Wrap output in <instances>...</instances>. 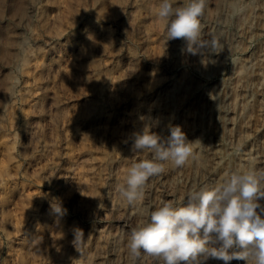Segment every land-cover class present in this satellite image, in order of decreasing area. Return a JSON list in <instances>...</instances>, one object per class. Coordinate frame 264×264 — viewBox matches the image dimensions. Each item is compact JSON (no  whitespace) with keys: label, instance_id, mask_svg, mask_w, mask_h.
<instances>
[{"label":"rangeland","instance_id":"obj_1","mask_svg":"<svg viewBox=\"0 0 264 264\" xmlns=\"http://www.w3.org/2000/svg\"><path fill=\"white\" fill-rule=\"evenodd\" d=\"M159 3L0 0V264H161L132 258L128 238L162 202L220 183L225 167L205 150L215 140L208 96L229 110L219 138L236 171L261 168L264 0H206L203 37L221 32L219 55L167 40ZM166 122L181 127L193 155L182 167L166 163L128 206L117 185L149 156L133 153L134 134L151 125L167 138Z\"/></svg>","mask_w":264,"mask_h":264},{"label":"clouds","instance_id":"obj_2","mask_svg":"<svg viewBox=\"0 0 264 264\" xmlns=\"http://www.w3.org/2000/svg\"><path fill=\"white\" fill-rule=\"evenodd\" d=\"M205 8L206 0H182L178 4L177 0H160L156 15L165 25L167 40H183L186 50L193 55L202 50L219 53V38L203 37L201 18ZM27 62L26 58L22 60L21 68ZM134 136L133 153L149 156L128 167L116 190L122 202L138 207L149 179L164 173L168 162L184 166L193 155V142L187 140L179 126L172 127L167 138L152 132L151 125H145L142 133ZM261 199L264 169L233 171L212 187L189 191L186 200L164 201L148 212L147 219L131 230L129 254L136 259L144 253L161 264H200V258L221 260L224 264L232 260L264 264ZM52 208L57 214L65 211L58 203ZM82 242L83 232L77 229L74 245ZM216 243L220 246H210Z\"/></svg>","mask_w":264,"mask_h":264},{"label":"bare ground","instance_id":"obj_3","mask_svg":"<svg viewBox=\"0 0 264 264\" xmlns=\"http://www.w3.org/2000/svg\"><path fill=\"white\" fill-rule=\"evenodd\" d=\"M202 24H204V23H202ZM213 35L218 37L220 42L222 41L223 36H222V34H221V32L219 30L212 31L211 35H209V36L211 37ZM208 52L211 55H215V54L219 55V54H221V51L219 49H217V52H219V53H214V52H210V51H208ZM210 60H212V59H210ZM248 66H249V64H248ZM216 98H215V95H211V96H208L207 99H206V102H207L206 113H207V117H208V120H209V125H210L209 127L214 128V131L212 130L213 131L212 133L214 134V139L215 140L212 143H210L208 146L206 145L207 147H205L206 148L205 150L207 151V154L209 155V158H211L210 159L211 161L216 162V163H222L220 166L223 165L225 167V169L223 171L224 174L220 176V182H221L225 178L226 174H229V173H231L233 171H236L237 168L235 167L236 162H235L234 156L226 152L225 147H223L222 140L219 138V132L221 131L220 133L222 134V132L225 130L226 126L228 125L229 110H227V108L224 107V105L222 104L223 101L222 102H220V101L218 102V101L215 100ZM204 99H205V97H204ZM169 123H167L165 125L166 126V134H168L169 131H170V124L171 123L170 124ZM259 165L261 167L260 169H264V159L261 160ZM224 167H222V168H224ZM218 179H219V176H218ZM222 262L223 261H221V260H216V259L212 260V264H223L224 262L223 263Z\"/></svg>","mask_w":264,"mask_h":264}]
</instances>
